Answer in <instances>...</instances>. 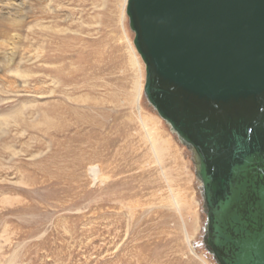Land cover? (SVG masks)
<instances>
[{"label": "rangeland", "instance_id": "374dc122", "mask_svg": "<svg viewBox=\"0 0 264 264\" xmlns=\"http://www.w3.org/2000/svg\"><path fill=\"white\" fill-rule=\"evenodd\" d=\"M115 1L0 0V264H220Z\"/></svg>", "mask_w": 264, "mask_h": 264}, {"label": "water", "instance_id": "95a60500", "mask_svg": "<svg viewBox=\"0 0 264 264\" xmlns=\"http://www.w3.org/2000/svg\"><path fill=\"white\" fill-rule=\"evenodd\" d=\"M127 12L147 99L195 148L207 248L220 264H264V0H129Z\"/></svg>", "mask_w": 264, "mask_h": 264}, {"label": "bare ground", "instance_id": "6f19581e", "mask_svg": "<svg viewBox=\"0 0 264 264\" xmlns=\"http://www.w3.org/2000/svg\"><path fill=\"white\" fill-rule=\"evenodd\" d=\"M115 2H117L116 3V5L118 4V8L120 9V12H121V15H122V18L121 19H124L125 18V14H126V10H127V6H128V2H129V0H117V1H115ZM127 4V5H126ZM127 14H128V12H127ZM203 14V13H202ZM125 22V21H124ZM126 30V29H125ZM0 34L2 35V36H4V37H7V35H6V31H4V30H2V31H0ZM126 34V36L128 37V40H129V43H130V46H131V54H130V56H131V58H130V60H131V62L130 63H132L133 65H138V66H140L141 65V60H140V57L138 56V53H137V51L136 50H138L137 49V47H135L136 45H134V44H132V38H131V36H129V32H128V34H127V32L125 33ZM135 43V42H134ZM134 45V46H133ZM140 53V52H139ZM141 54V53H140ZM142 56V55H141ZM144 60V59H143ZM145 62V61H144ZM145 64H146V80H147V63L145 62ZM245 72V71H244ZM143 74V73H142ZM242 75V71H240V70H235V71H232V72H230L229 73V78L230 77H232V78H236V77H238V76H241ZM141 78V77H140ZM143 78V77H142ZM141 78V79H142ZM143 84V83H142ZM145 85H146V81H145ZM232 87H234V85H232ZM141 87H140V91L139 92H141ZM144 94H145V96L147 97V95H146V90H145V86H144ZM140 96H141V94H140ZM148 98V97H147ZM148 101H149V99H148ZM149 103L158 111V113H159V116L162 118V119H164L167 123H168V125L170 126V128H171V130L172 131H174L177 135H178V133H177V131L175 130V128L173 127V123L170 121V120H168L166 117H164L160 112H159V110L157 109V107L156 106H154V104H152V102H150L149 101ZM150 117V116H149ZM156 124V123H155ZM156 126V125H155ZM148 131H149V133H151V131L153 132V134L155 133V131L151 128V129H147ZM146 130V131H147ZM159 134V133H158ZM162 134V133H161ZM161 134H159L158 135V139H157V137H156V135H154V137H155V139H153L154 140V142L153 143H155V152L156 153H160V150H162V144H161ZM179 136V135H178ZM180 138V137H179ZM181 139V138H180ZM164 141H165V138L163 139ZM162 140V141H163ZM182 141V140H181ZM167 142L168 141H166L165 142V145L166 146H168L167 145ZM156 143H158L157 145H156ZM152 145H154V144H152ZM164 147V146H163ZM190 149H191V151H192V155H193V161H194V164H195V166H197V162H196V158H197V154H195L194 155V150H195V148H194V146H190L189 147ZM159 156V155H158ZM194 157H195V159H194ZM196 173H197V178H198V180H199V182L202 184V186L200 185V188H202V190H203V198H204V203H205V199H206V194H205V189H204V183H203V181H202V179H201V177L199 178V176H198V168L196 167ZM97 174V173H96ZM201 179V180H200ZM180 200V199H179ZM182 200V199H181ZM176 201H177V199H176ZM178 203V202H177ZM178 205H180L179 203H178ZM177 205V206H178ZM205 210V209H204ZM206 212V214H207V221H206V225H207V223H208V211H205ZM196 223V222H195ZM192 237V236H191ZM192 240L193 239H191L190 238V236H188V241L190 242V245L192 244ZM205 244H206V246L208 247V244H207V242L205 241ZM193 250V249H192ZM214 251H215V249H214ZM212 254H213V256L216 258V254H215V252L213 253L212 252ZM204 261V260H203ZM205 262V261H204Z\"/></svg>", "mask_w": 264, "mask_h": 264}]
</instances>
